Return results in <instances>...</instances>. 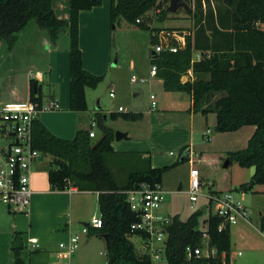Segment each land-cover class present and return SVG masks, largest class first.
<instances>
[{"label": "trees", "instance_id": "obj_1", "mask_svg": "<svg viewBox=\"0 0 264 264\" xmlns=\"http://www.w3.org/2000/svg\"><path fill=\"white\" fill-rule=\"evenodd\" d=\"M188 0H186L187 2ZM102 0H70L69 20H63L54 12L52 0H0V43L12 49L19 41L22 31L35 21L48 33L52 43H56L65 26L70 36V108L73 111H85L88 108L86 89L96 88L103 75H95L83 66V52L80 46V13L100 5ZM170 0H111V21L115 24L121 18L131 25L142 29L150 28L152 20L147 14L153 9H162L161 20L168 16ZM190 7L193 28H172L168 33L185 35V44L178 45L177 51L168 48L160 52L151 51V64L155 65L156 76L163 80L166 91H185L193 97L194 108L199 110L204 102L214 100L217 113L216 130L234 132L248 125L255 131L245 148L233 151H216L218 164L220 159L243 168L254 167L252 180L255 185L264 184V0H194ZM160 12V11H159ZM140 19V22L137 20ZM176 30V31H173ZM159 31V29H157ZM160 32V31H159ZM159 34V33H158ZM158 34H152V42L159 43ZM195 51L202 58L193 60ZM193 70L196 74L208 75L186 82L182 78ZM30 98L42 102L41 85L31 78ZM203 112L209 110L203 109ZM100 114V113H98ZM119 114L111 112V117ZM122 116L137 121L141 113L126 112ZM102 136L93 141L90 129H80L73 139H65L53 134L38 118L32 124V141L35 148L54 160L48 170V179L53 190H65L71 184L80 190L98 193L99 209L103 225L93 228L104 237L108 235L106 249L107 264H154L148 255H141L131 236V226L139 221L127 202V190L137 188L142 183L161 184L163 174L170 166L150 167L132 171L127 182L118 183L114 173L107 165L106 156L114 152V130L99 123ZM194 159V164L196 159ZM205 154L198 162L205 163ZM183 162V161H182ZM87 165L86 171L75 168ZM195 167V165H194ZM225 167V166H224ZM203 178L206 171L200 170ZM231 179V178H230ZM232 180V179H231ZM231 180L218 181L213 193L232 190ZM249 184L242 187L247 190ZM202 210L194 212L187 220L174 215L168 227L169 236L165 257L167 264H222L221 254L226 252L227 261H231V230L227 224L219 229L221 219L211 214L208 219V242L217 249L214 257H187V246L203 244V230L199 228ZM264 220V212L262 213ZM91 228V227H89ZM22 247V246H21ZM20 248H15L13 264H26Z\"/></svg>", "mask_w": 264, "mask_h": 264}, {"label": "rangeland", "instance_id": "obj_2", "mask_svg": "<svg viewBox=\"0 0 264 264\" xmlns=\"http://www.w3.org/2000/svg\"><path fill=\"white\" fill-rule=\"evenodd\" d=\"M187 3L189 7H195L194 0H188ZM161 10L153 9L147 14L152 19L149 29L131 25L123 18L115 24L110 21L111 38L108 63L99 69V73L89 71L104 77L96 88H87L89 113L86 116V126L90 129L92 121L96 120L97 136L93 138V141L102 136V129L99 125L100 121L104 122V113L100 112L102 108L109 115L107 126L111 127L115 133L117 131L129 132L130 137L127 138L130 139L115 140L119 152L113 155L108 154L106 158L107 165L111 166L114 176L120 184L127 182L130 172L144 169L145 164H149L150 159L144 162L143 153L145 152L142 153V150H149L148 155H151L153 162L157 160L155 159L157 156L160 159L159 164L161 166H172L163 174L161 188L165 192V200L161 212L164 215L177 213L182 220H187L194 212L202 210L203 212L199 217V228L206 230L208 219L211 214L215 213L216 205L203 195L199 196L196 202L190 200L188 189L191 164L186 158L182 160L187 148H178V138L174 137L178 134L174 122L176 123L182 117V113L175 110L179 106H184V103L183 105L176 104L177 98L172 94H168L160 80L150 74L152 68L150 54L151 51H155L152 34L159 28L169 30L171 28L167 27L172 26H184L183 28L187 30L192 29L194 22L192 15L188 14V11L184 8L176 12H169L164 20L160 19ZM260 26L264 27V24ZM32 27L41 29L35 21H32L23 36V40L22 38L19 39L12 49L4 44L0 45V108L14 102V98L18 96L26 97L30 94L31 78L29 70H33V72L42 71L45 74V81L42 84L44 98L49 93L47 69L44 61L42 62L43 57L39 55V51L45 53L44 49L47 48L48 44L42 45L39 43L40 38L30 32ZM63 38L66 39V42L70 41L68 26H65L61 32V39ZM131 59H134L137 63L136 70L130 68ZM34 64L35 66H32ZM137 69H140V72ZM132 76H136L139 80L131 82ZM111 92L114 93V96H111ZM135 92L137 95H135ZM151 93L155 94L154 100L157 103L155 110H152ZM119 106H123L126 111L141 113L142 119L131 122L126 120L122 114L112 118L111 112L118 110ZM199 115H202L201 112ZM208 116L209 120L207 121L205 118L202 124L205 130L210 129L209 136L197 132L192 139V144H194L192 146V157L196 159L195 164H193L199 170L204 169L206 171V178L210 180L211 184L215 182L217 185L218 181L223 183L232 179L231 189L248 206L251 210L249 216L254 223H257L256 220L260 219V214L264 212V185H254L252 188L245 190L241 184H249L252 181L247 168H243L237 163L224 167L226 159L222 158L218 164L213 162L217 158L215 154L218 151L217 147H219L217 144L220 143L218 142L215 145L210 138L212 135L219 133L223 137H228L224 139L226 140L224 142L234 143V145L241 139H238V137L232 138L233 133L216 130L217 116L215 112H210ZM184 119L183 117L181 120ZM186 121H188V118ZM202 153L206 157L203 164L198 162V158ZM53 160L54 158L50 154H46L43 161L35 163L40 177L45 178L47 176ZM193 164L192 166H194ZM75 168L86 171L89 167L83 164L76 165ZM239 180L240 183H237ZM206 190L207 188H205ZM85 204L89 210L86 213L92 210L93 216L101 215L94 196H90L88 200L86 199ZM192 205H194V208ZM14 216H16V220H14ZM93 216L90 215L85 221H75V230L80 235L78 249L74 254L77 257L78 264H107L106 240L95 232L90 234L83 232L84 223H89ZM14 223L21 226L22 232H14L12 229ZM257 226H259L258 223ZM32 234L29 228V218L26 217L25 213L11 211L0 199V264L14 263V245L19 236L22 241L20 254L25 263L42 264L45 262L47 260L46 252L44 250H32L31 248L33 242L41 244V241L33 237ZM250 236L255 238V242H249L237 231L232 234L233 264H264V238L258 235L254 236V234ZM131 240L138 252L143 255L145 249L140 237L133 235ZM154 264H167V259L163 257L155 261Z\"/></svg>", "mask_w": 264, "mask_h": 264}, {"label": "crops", "instance_id": "obj_3", "mask_svg": "<svg viewBox=\"0 0 264 264\" xmlns=\"http://www.w3.org/2000/svg\"><path fill=\"white\" fill-rule=\"evenodd\" d=\"M52 6H53L54 12L57 15V17L63 20H66V21L69 20L70 0H52ZM110 9H111V0H102L100 5H97L89 10H83L80 13V46L83 52V66L87 71L99 73L98 72L100 71L99 69H101L104 64L107 65L108 63L110 38H111ZM29 26L30 24L22 31L20 35V39L22 38L23 40V36L26 34L25 32L27 31ZM183 27L184 26H172V27H167V28L174 29V28H183ZM30 30H31L30 31L31 33L36 34V36L40 38L39 43H41L42 45L48 44L47 48L44 49L45 53H43V51H39V55L43 57L42 62L44 61L45 67L47 69V74H48L47 81L50 87L47 97L44 98L42 84L45 81V78H44L45 74L41 71L43 73V76L41 80H37V82L41 85L42 103L46 105L51 99L56 100L59 103V109L42 110L38 114V119L56 136H59L65 139H73L78 130L88 129L86 126V116L89 113V111H88V108L85 111H73L70 108V68H69L70 66V41L66 42V39L64 38L61 39V34H60L57 42L52 43L47 32L41 29H36L34 27H32ZM159 31H156L154 34L159 33V35L162 36L163 33H167V31H170V29L166 30V28H159ZM173 31H176V30H173ZM188 32L189 30L186 29L185 33L188 34ZM175 33L177 34V32ZM159 37L160 36H158L157 38ZM178 37L181 41H184V43L180 41L178 43L181 45H184L185 35L178 34ZM159 41H160V38H159ZM1 44H4V43H0V45ZM4 45L6 46V44ZM201 58H202V53L200 51H195L193 54V60L198 61ZM129 65L132 70H136V68L138 67L134 59L130 60ZM32 66H35V64ZM137 70L140 72V69H137ZM29 72L31 73L33 72V70H29ZM150 74H151V70H150ZM151 76L153 77L152 74ZM154 77L158 78V80H160V83L163 86V80L157 76H154ZM200 77L208 78L209 76L196 74L191 69L189 71V75L184 76L182 78V81L186 82L189 79L194 81ZM166 92L168 94H172L173 96H175V98H177V101H175L176 104L183 105L184 103V106H181V107L179 106L175 110V111L182 113L181 119L183 117L185 119L184 120L180 119L176 123L174 122V124L176 125L175 128L178 131L177 132L178 134L174 135V137L178 138L177 139L178 148L179 147L187 148L184 153L185 155H187L186 153L189 150L190 157L186 159L189 160V163L191 164V167H192V164L194 162V159L192 157V153H193L192 146L194 145L192 144V139L194 138L195 133L197 132H201L202 135H205L207 137L209 136L210 129L208 128L207 130H205L202 123L204 122L205 118L207 121L209 120L208 114L210 112L216 113L215 108H214V100L218 98L221 94L219 93L215 95L211 99V101L204 102L199 110H195L193 97L190 93H187L185 91H166ZM135 95H137L136 92H135ZM29 98H30V94H28L26 97L18 96L14 98L15 101L12 103L25 102ZM86 98H87V105H88L87 89H86ZM155 106L154 108L152 107V110H155ZM203 109H207L209 111L205 113L202 111ZM100 112L104 113L103 123L107 125L109 115L106 114L105 110H103L102 108ZM113 112L118 113L120 115V114H124L130 111H126V110L120 111L118 108V110L113 111ZM200 112L202 115H199ZM135 113H138V112H135ZM186 116L188 118V121H186L187 119ZM216 116H217V113H216ZM128 121L136 122L132 120H128ZM187 122H189V124H187ZM252 127L251 125H248V126H244L240 128L237 131L230 132L234 134L232 135L233 136L232 138L235 139L236 137H238V139H241L235 145L234 143L232 144L225 143L224 141L226 140L224 139L228 137H223V135H219V133H215L210 138L212 139L215 145L218 142L220 143V144H217L219 145V147H217L218 151L227 152V151L242 149L246 147L248 140L250 139L253 131L255 130V127L254 126ZM248 128H252V129H248ZM126 134H127V137H130L129 132ZM96 136H97V132H96ZM124 139H130V138H124ZM115 140H116V137H115ZM115 140L113 141L114 152L110 153L109 155H113L119 152V150L117 149L115 145ZM188 141H191V142H188ZM141 152L142 153L145 152L143 153L144 162L150 159L149 164L146 163L145 164L146 167L141 170H145L150 167H163L161 166V164H159L160 159H158L157 156L155 157V159L157 160L153 162L154 160L151 157V155H148L149 150H146V151L142 150ZM35 163L33 164V171L31 174V186H32L34 193L31 199V205L29 207V214L28 215L25 214V215L26 217L29 218V228H30V231L33 233L32 236L39 239L41 241V244L38 249H32V250H44L46 252L47 260L45 259L46 261L43 262L42 264H75V263L78 264V262L76 261L77 257L74 256L75 253H73L70 257L65 256V255L59 256V251H60L59 243L61 241H67L70 238L71 234H75V233L78 234L77 230H75V227H76L75 221H79V220L85 221L88 219L90 215L93 216L92 210H90L89 213H86L89 210L87 209L85 201L86 199L88 200L90 196H94L96 198V202L99 207L98 193L91 191V190H80L74 184H71L70 186L73 189H77V191H71L68 189H65L63 191L53 190L51 188V184L48 179V172L45 178L40 177L36 170ZM109 167L111 168V166ZM247 169L249 170L250 177H252L254 174L255 168L251 167ZM202 180L206 184L204 187V193H212L215 190V184L213 182L211 184L209 182L210 180H208L207 178L202 177ZM162 181H163V178H162ZM237 183H240V180L237 181ZM244 184L246 183L241 184V186ZM205 188H207L206 191H205ZM91 211H92V214H91ZM198 211L200 212L201 210H198ZM172 215H179V214L174 213ZM16 219H17L16 216H14V220ZM256 221L259 224V226H257V223H254V221L252 220L250 216L248 219L239 217L236 219V221L232 222L230 224L231 242H232V234L235 231H237L240 235L248 239L249 242H255V238L251 237L250 236L251 234L252 235L254 234V236L258 235L264 238V233H263L264 220L262 219V213L260 214V219ZM93 228L94 227L89 228L87 234L94 232ZM12 229L14 230L15 233L22 232L21 226L15 223L13 224ZM230 264H233L232 251H231Z\"/></svg>", "mask_w": 264, "mask_h": 264}, {"label": "built area", "instance_id": "obj_4", "mask_svg": "<svg viewBox=\"0 0 264 264\" xmlns=\"http://www.w3.org/2000/svg\"><path fill=\"white\" fill-rule=\"evenodd\" d=\"M140 22V19L137 20ZM160 41L155 45V51L160 52L165 48L170 51H177L178 45L173 44L172 40L181 41L178 34L163 33ZM156 66L152 65L151 74L156 76ZM43 73L41 71L31 72L30 77L34 80H41ZM132 82L139 79L132 76ZM111 96L114 93L111 92ZM152 107L156 105L155 94L151 93ZM59 109V103L51 99L48 104L34 101L29 98L25 102L9 103L0 108V199L11 211L29 214V207L33 196L31 186V174L33 164L44 160L45 154L38 148H35L32 141V124L38 118L42 110ZM120 111H125L123 106ZM97 122L93 120L90 128V136H96ZM42 157V158H41ZM205 182L202 180L200 170L192 166L189 176L190 200L196 202L199 196H206L210 202L215 203L216 211L214 215L221 219L219 229L227 224L236 221L237 218H249L251 210L245 205L244 201L235 195L233 190L221 193H204ZM66 189L77 191V189L68 186ZM127 202L132 211L139 216V221L131 226V232L140 237L145 251L143 255L150 256L153 262L165 257L166 246L169 236L168 227L172 222L174 215H164L161 211L165 200V192L160 184L142 183L139 187L127 190ZM194 208V205H192ZM102 216H93L89 225H84L83 232L87 233L89 227H102ZM203 244L201 246H187V257L210 258L217 255L215 247L210 246L208 242V233L203 230ZM264 233V229H263ZM132 237V236H131ZM80 241L79 234H71L67 241L59 243V256H71L78 249ZM39 243L33 242L32 249H38ZM222 264H229L226 252L221 254ZM77 264V263H75Z\"/></svg>", "mask_w": 264, "mask_h": 264}, {"label": "water", "instance_id": "obj_5", "mask_svg": "<svg viewBox=\"0 0 264 264\" xmlns=\"http://www.w3.org/2000/svg\"><path fill=\"white\" fill-rule=\"evenodd\" d=\"M184 8L185 10L189 11L190 7L188 5V3L186 2V0H170L169 2V6H168V11L169 12H176L179 9ZM115 137L117 140H121L124 138H127V134L123 133V132H119L117 131L115 133ZM187 155H184V157L182 158V160H184L185 158H189L190 157V152L189 150L186 153ZM42 158V157H41ZM229 165V161L227 160L225 163V167H227ZM255 185V181L252 180L249 185H248V189L252 188ZM85 225H89V223H85ZM105 240H106V245H109V240H108V235L104 236ZM22 246V242H21V237L19 236L15 242L14 248H20Z\"/></svg>", "mask_w": 264, "mask_h": 264}]
</instances>
